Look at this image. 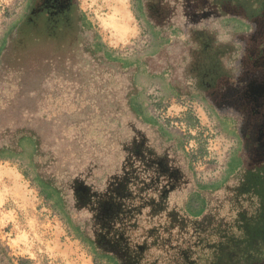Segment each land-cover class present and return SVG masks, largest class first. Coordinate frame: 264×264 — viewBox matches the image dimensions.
<instances>
[{"label":"trees","instance_id":"16d2710c","mask_svg":"<svg viewBox=\"0 0 264 264\" xmlns=\"http://www.w3.org/2000/svg\"><path fill=\"white\" fill-rule=\"evenodd\" d=\"M34 2L26 0L24 14L0 49L2 129L28 132L36 148L51 154L46 196L59 199L61 187L54 180L60 178L70 189V207L87 220L95 252L112 264H160L157 252L170 254L168 262L175 264H264V159H249L239 179L197 216L193 179L181 167L182 175L170 188L157 162L165 159L174 168L180 161L158 147L157 135L133 114L138 110L134 100L128 101L126 89L133 92L138 57L124 61L101 52V38L76 1L56 13L49 8L32 12ZM258 2L134 0V5L146 24L149 47L170 43L165 28H185L187 43L174 46L168 73L181 98L191 101L187 96L192 92L203 103L220 79L235 80L230 65L240 48L228 36L222 38L215 23L225 20L242 36L258 13ZM163 56L152 61L153 67L164 64ZM39 74L35 82L32 75ZM20 97L26 106L16 115ZM74 110L84 117L73 118ZM40 119L56 130L43 136L32 125ZM101 168L102 174L95 175ZM223 209L232 214L224 222L218 216ZM191 236L205 249L198 262L189 247H180Z\"/></svg>","mask_w":264,"mask_h":264},{"label":"rangeland","instance_id":"374dc122","mask_svg":"<svg viewBox=\"0 0 264 264\" xmlns=\"http://www.w3.org/2000/svg\"><path fill=\"white\" fill-rule=\"evenodd\" d=\"M80 9L87 14L93 24V32L110 46L124 61L133 57L143 56L147 64H151L158 55L146 57L149 49L150 36L146 24L137 14L134 0H74ZM70 0H38L36 7L44 3H51L53 10L66 7ZM26 10V0H0V49L5 41L6 33ZM194 18V17H193ZM177 34L170 36V43L163 48V61L168 68L170 55L176 45H186L187 33L184 27L174 26ZM165 28L164 32H168ZM169 35V34H168ZM231 39L239 40L231 35ZM242 50L232 61L235 77L234 85L223 81L222 87L215 93L207 94L214 104V108L222 112L239 104V95L242 89L241 81L250 78L245 75V64L241 58ZM181 66L182 64L179 63ZM1 70V66H0ZM253 70V68H252ZM160 71V70H159ZM35 82H39L41 74L32 75ZM224 85V86H223ZM160 88L156 85L155 88ZM128 89H126V95ZM207 101V97L205 98ZM34 100V99H33ZM32 100V102H33ZM30 101V100H29ZM27 103H31V102ZM24 98L20 97L13 113L21 114ZM136 109V108H134ZM150 111L158 115L169 129L182 133L185 136L184 153L175 150V157L180 161L183 172L204 182L210 180V175H219L230 151L236 146V138L230 137L221 130L218 119L212 115L201 100L188 101L169 99L161 107L149 105ZM5 112H2V76L0 77V261L1 264H112L106 257L96 253L90 244V232L86 218L70 206L72 198L70 189L60 178L54 183L61 187L59 199L57 196H46L44 183L48 179L45 169L50 173L52 167L47 166L50 153L46 148H36L34 139L28 132L19 133L17 130H3ZM73 118L82 119L83 113L74 110ZM194 122L190 124L189 117ZM21 116H16V120ZM241 119L240 115L238 116ZM253 117L249 123L243 122V131L255 136L251 128ZM39 124V125H38ZM32 125L37 126L43 136L52 133V124L39 120ZM241 132V131H240ZM53 135V134H52ZM244 138V137H242ZM249 146V143L246 144ZM250 147V146H249ZM248 147V148H249ZM252 147V146H251ZM250 147V150L252 148ZM172 154V152H171ZM191 164H188V160ZM245 154V153H244ZM245 160H247L246 154ZM59 165L58 161H56ZM230 168L233 160L227 161ZM160 172L165 175L166 183L171 186L182 175L177 169L166 165L165 159L157 162ZM60 166V165H59ZM56 163L53 164L55 169ZM104 168L97 169L95 175H101ZM110 171H108V174ZM151 183H157L153 179ZM227 206V205H226ZM232 214L226 210L219 212L223 221H228ZM195 237L191 236L180 247H189L191 259L199 261V254L205 249ZM212 241V240H210ZM172 254V253H171ZM168 255V254H167ZM160 264H175L168 262L170 257L160 252L156 255ZM182 264V263H180Z\"/></svg>","mask_w":264,"mask_h":264},{"label":"crops","instance_id":"0c3cea01","mask_svg":"<svg viewBox=\"0 0 264 264\" xmlns=\"http://www.w3.org/2000/svg\"><path fill=\"white\" fill-rule=\"evenodd\" d=\"M224 23L225 20L222 23L216 22V25L214 26L215 31H217L218 34L222 36V38L223 36H225V38L228 36V40H230L231 35L241 36L239 32L234 30V32L231 31L230 28L227 27L230 25H224ZM168 32L169 33H163L169 38V40L170 36H174L175 34H177V30L174 28V26L170 27L168 29ZM233 41H236L240 45L237 54L238 56L239 52L241 51V44L239 40ZM164 47L165 46L158 49H155V46L149 47V49L145 53V56L149 57V54L154 50L155 51L153 52L152 56L159 55L161 52H163L162 50ZM101 52H104L114 59L115 57L119 56L117 52L115 53L114 50L110 46H108L102 39ZM237 56L235 58H237ZM169 67L170 64L168 65V68H166V65H162L159 68L153 67L152 63L147 64L143 56H139L136 61H133V68L135 69L132 75L133 92H129L127 98L129 102H133L134 100V103H136L135 105L138 107V110H134L133 114L138 117L142 125L152 129L157 135L158 147L163 151H168L170 155L171 152L172 155H174L173 152L175 153V150L178 149H180L184 153L183 148L185 146V139L182 133L169 129L164 122H162L161 120L159 121L157 118H155L154 116L156 115L150 111L149 106L147 105L149 99V90L154 88L156 85L160 88L158 97H156L157 100L156 102H154V105L156 107H161L162 103L165 100L181 99L182 95L173 86L172 76L168 73ZM230 69L232 70L233 77L236 79L235 81H237L234 68L232 69V64L230 65ZM188 82L189 81H186V84H188ZM228 82L232 83L234 81L228 80ZM187 98L191 101H196V99L192 95V92H188ZM203 103L212 113V115H214L218 119L220 128L224 132V134L236 138V146L230 151L229 155L227 156L224 166L219 175H217L212 181L204 182L198 179V175H193V188L191 190V195L196 198L194 204L195 206H193V209L195 213H197V216H200L204 213V211H206L211 200L218 194H220L226 186L233 185L235 180L239 179L240 173L244 169V165L246 163L240 141V119L238 118L239 113H237V111L233 108L222 112L218 111L217 107L214 108V104L211 102L208 96L207 101ZM184 156L187 159V156L185 154ZM187 160L188 164L190 165V160ZM228 160H233V164L230 168L227 166ZM174 168L180 172L181 166H175Z\"/></svg>","mask_w":264,"mask_h":264},{"label":"flooded vegetation","instance_id":"af4514ba","mask_svg":"<svg viewBox=\"0 0 264 264\" xmlns=\"http://www.w3.org/2000/svg\"><path fill=\"white\" fill-rule=\"evenodd\" d=\"M38 0H35L32 12L39 11L43 8H49L56 13L62 11L72 3L70 0L68 5L62 9L53 10L51 3H44L38 8L36 7ZM258 13L248 21L250 29L246 31L241 40V58L245 64V75L250 74V78L241 81V91L239 95V104H235L234 109L239 113L240 119V141L243 152L247 156L246 163L249 159L262 161L264 159V0H258ZM192 17L195 18V15ZM253 68V70H252ZM227 79H220V86L212 88L208 94H213L219 90ZM229 85H231L229 83ZM224 86V85H223ZM217 89V90H216ZM207 94V93H206ZM249 117H253V123L250 129L256 132L255 136L242 129L243 122L249 123ZM244 137V138H242ZM249 143V146L246 144ZM249 147V148H248ZM244 154V155H245Z\"/></svg>","mask_w":264,"mask_h":264},{"label":"built area","instance_id":"2783aa9c","mask_svg":"<svg viewBox=\"0 0 264 264\" xmlns=\"http://www.w3.org/2000/svg\"><path fill=\"white\" fill-rule=\"evenodd\" d=\"M158 88L154 87L152 89L149 90V99H148V103L149 105L153 104V102H156L157 98L158 97ZM217 175H210V180L214 179Z\"/></svg>","mask_w":264,"mask_h":264}]
</instances>
